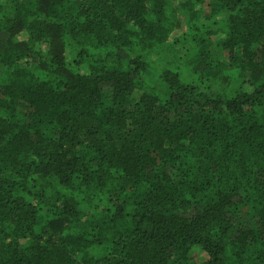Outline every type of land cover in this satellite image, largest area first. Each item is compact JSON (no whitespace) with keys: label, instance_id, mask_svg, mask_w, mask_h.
Wrapping results in <instances>:
<instances>
[{"label":"trees","instance_id":"obj_1","mask_svg":"<svg viewBox=\"0 0 264 264\" xmlns=\"http://www.w3.org/2000/svg\"><path fill=\"white\" fill-rule=\"evenodd\" d=\"M0 264H264V0H0Z\"/></svg>","mask_w":264,"mask_h":264},{"label":"rangeland","instance_id":"obj_2","mask_svg":"<svg viewBox=\"0 0 264 264\" xmlns=\"http://www.w3.org/2000/svg\"><path fill=\"white\" fill-rule=\"evenodd\" d=\"M207 9V8H206ZM182 16H181V13H180V10H179V18H178V21H179V25H178V31H182L183 29H184V27L183 26H180L181 25V23H182V18H181ZM180 29H182V30H180Z\"/></svg>","mask_w":264,"mask_h":264}]
</instances>
